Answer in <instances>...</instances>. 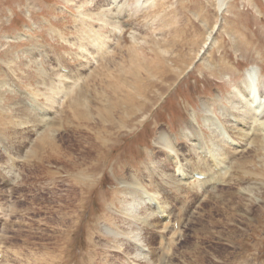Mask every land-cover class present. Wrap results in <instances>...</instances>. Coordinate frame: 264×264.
<instances>
[{
	"label": "rangeland",
	"instance_id": "obj_1",
	"mask_svg": "<svg viewBox=\"0 0 264 264\" xmlns=\"http://www.w3.org/2000/svg\"><path fill=\"white\" fill-rule=\"evenodd\" d=\"M108 1L0 0V119L8 115L10 121L7 128L0 123V264H264V176L251 163L230 167L255 152L264 156L251 142L260 127L253 123L244 142L234 139L226 121L237 113L229 100H240L233 93L243 88L249 67L257 70L254 101L264 102V0H226L221 13L215 0H153L155 5L138 10L137 0ZM101 7L122 32L98 26L101 15L90 14ZM97 32L107 34L113 54L98 53L91 40ZM79 44L87 59L79 57ZM102 64L110 75L95 84ZM39 66L44 75L53 66L71 76L65 85L79 77L87 92L107 95L97 104L87 94L96 105L80 118L77 131L67 130L78 120L69 115L56 138L67 153L61 161L38 156L40 124L20 123L19 105L32 100L30 92L53 89L44 86ZM34 101L46 102L42 95ZM126 103L133 115L117 108ZM112 106L119 124L105 133L99 111ZM46 108L52 115L54 109ZM220 129L224 135L217 136ZM161 131L169 149L154 144ZM99 137L105 146L92 141ZM182 156L191 158V168L206 171L205 180L210 173L215 178L209 175L203 186L188 179L176 185L170 177L181 174ZM197 158L206 164L197 166ZM129 180L161 199L165 206L158 213L179 222V229L167 223L163 228L157 212L155 230L138 219L143 205L134 201L139 193L123 186ZM258 181L261 196L254 203L244 188Z\"/></svg>",
	"mask_w": 264,
	"mask_h": 264
},
{
	"label": "bare ground",
	"instance_id": "obj_2",
	"mask_svg": "<svg viewBox=\"0 0 264 264\" xmlns=\"http://www.w3.org/2000/svg\"><path fill=\"white\" fill-rule=\"evenodd\" d=\"M216 1V9H217V12L218 13H221L224 9H225V4H226V0H215ZM109 2V1H108ZM115 3V0H110L109 4H113ZM133 3H136L134 6L137 10L138 8H140L141 6H146V7H149V6H153L155 5V1H149V0H146V1H141V0H137ZM157 3V1H156ZM120 4V3H119ZM104 5V4H103ZM118 5V4H115V6ZM81 6V5H79ZM133 7V6H132ZM130 7V8H132ZM138 7V8H137ZM80 8V7H79ZM135 9V10H136ZM144 9L141 8L139 9L140 12L141 10ZM134 10V11H135ZM136 10V11H137ZM147 10V9H146ZM99 11V10H98ZM106 11L108 12V9H106ZM105 11V8L101 7V10L100 12H98L97 14H93L92 13L90 14L92 17H99L101 15V17H99V20L101 21V24L98 25L100 28H102L103 26L107 27V26H110V31L113 32V31H116V32H122V27L121 25L118 23V20L116 21L113 20L110 16V19L106 18L107 17V12ZM112 13V12H111ZM142 13V12H141ZM84 14V13H83ZM139 14V13H138ZM82 15V14H81ZM89 15V14H88ZM91 16H87L90 20H93L94 18H92ZM90 20L88 19H82L81 18V21L80 23H82V25H89L92 29H93V26H91V24H89ZM95 31V30H94ZM83 32V31H82ZM96 33V32H95ZM86 34V30H84L82 36H84ZM94 34V33H93ZM211 35V34H210ZM208 36V35H207ZM95 38L93 39V35L91 37V40H92V43L94 42H97V50H98V53H103L101 55V57L105 58L107 56V54H113V50H107V42L109 40V37H107V34L103 33V35L99 32H97L96 36H94ZM208 39V38H207ZM67 40V39H65ZM80 40V39H79ZM99 40V41H98ZM68 41V40H67ZM66 41V42H67ZM94 41V42H93ZM143 41V40H142ZM81 42V40H80ZM154 42V41H153ZM207 42V41H206ZM140 43V42H139ZM209 44V43H208ZM204 45V43H203ZM207 45V43H206ZM205 46V45H204ZM203 46V47H204ZM79 47L82 48V51L79 53V57L80 58H85L87 59V57L89 56V52L84 48V45L83 44H79ZM137 47V45H136ZM136 50H139L136 49ZM164 50V49H163ZM165 51V50H164ZM133 52V51H132ZM133 56L136 58L135 56V53H133ZM76 59H79V57L75 56ZM110 58H112V55L110 56ZM113 60V59H112ZM137 59H135V63H136ZM97 62V60H96ZM132 63H133V59H132ZM61 66V65H60ZM40 70H39V73H41V77L43 79V83H44V86L46 87L45 84L47 83H51L53 85V89L52 87H49L48 88L50 90L47 89V93H42L43 91L42 90H37V91H34V92H30L31 93V98L32 100L30 102H27V103H24V105H19V109H21L22 111V115L19 117L21 118V122L20 123H26V122H33V123H36V124H40L41 125V128H42V131H41V135H39V138H38V143L36 144L37 148H41V150L43 151V153L41 152V154H39L38 156H42V159L44 158H47L48 160L50 158H55L56 160H62L63 156L67 153L63 152V148L64 146L60 143L58 144L57 143V139L60 135L58 133L59 130L65 128V121L67 124H69V118H70V114H74L75 115V118L78 119L77 121H75V125L74 127L72 125H70V127L72 129H67L68 131L71 130L72 132L74 131H77L79 129V125H80V118H83V117H86V116H89V114L91 113V107H94L96 104L95 103H100L102 99H104L106 101V98H107V95L105 92L103 91H95L93 92V89L89 92H87L86 90V84H84L86 82L83 83V84H78L79 83V77L75 78L76 81L72 80L71 84L70 85H65V82L63 81L65 78H71L70 77H67L65 74H63L61 71L59 70H56L55 67L51 66L50 67V74L48 75L47 73L44 75L43 73V68L41 69V67L39 66ZM63 68V67H62ZM164 67H162L161 69V73L165 72V70H163ZM49 70V69H48ZM47 71V70H46ZM38 72V71H37ZM110 70L107 69V67H103V64L100 66V72L98 74H100L99 78L95 79H92L93 83L95 82V84H100V83H104V78L105 76L107 75L109 77L110 75ZM257 70L254 68V67H249L248 69L245 70L244 72V75H243V78H242V86L243 88L241 90H239L238 88L235 89L234 93H233V96L239 98L240 100L238 101H234V98L232 96V100H229V102L231 103V106L232 108H235L237 113L236 115H234V118H230L228 116L227 118V122L230 121V125L228 126H231L230 128H232L234 130V139L236 138L237 139H242V141L244 140L247 141L250 139V135H249V129L251 128L252 124L253 123H257L259 125H257V127L259 128V134L257 136H254V138H252L251 142L254 143V145L252 146H256L257 148H262V150L264 149V102H261L260 100L259 101H254V97H257L255 96V93L257 92V87L254 83V76L256 73ZM43 74V75H42ZM254 75V76H253ZM40 77V76H39ZM257 78V77H256ZM6 79V78H5ZM40 79V80H42ZM74 79V78H73ZM56 80V81H55ZM82 80V79H81ZM256 80V79H255ZM8 81H5L4 83H7ZM39 82V81H38ZM4 83H1V85H3ZM88 83V81H87ZM8 86H11L12 84L10 83H7ZM6 85V84H5ZM49 85V84H48ZM79 85V86H78ZM15 87V86H13ZM46 90V88H45ZM100 90V89H99ZM261 90V89H260ZM39 91H42L41 93H37ZM49 91V92H48ZM24 92V91H23ZM87 92V93H86ZM92 92V93H91ZM84 93V94H83ZM89 93V96H91V100L92 102H95L92 104V102H89L90 99H86L87 97V94ZM95 95H94V94ZM99 93V94H98ZM253 93V94H251ZM8 94V93H7ZM25 94V93H24ZM60 94V95H58ZM39 95H42L44 96L46 102H44L43 105H46L44 109H47L46 107H49L51 109H54L52 115H48L47 112L45 113V110L42 108L43 105L41 104V102L39 104L42 105L39 106V104H36V102L34 100H37L38 101V96ZM261 95V94H260ZM5 97V96H4ZM260 97V96H259ZM263 97V95H262ZM27 98H29L27 96ZM29 98V99H31ZM66 99V100H65ZM257 99V98H256ZM25 100V99H24ZM130 98H127L126 102H129ZM258 100V99H257ZM33 101V102H32ZM264 101V100H263ZM25 102V101H24ZM66 103L65 107H59L62 103ZM54 104H57L58 107H55ZM18 107V106H17ZM116 107L112 106V107H107L101 111H99V115L101 117V120L106 123L107 125V128L103 129V132H108V130L110 131V129H112L116 124H119L118 121L115 120V116L113 118V111ZM118 109H126V113L129 114V115H133V109L132 107L126 103V106L120 104L118 107ZM20 111V112H21ZM116 112V110H115ZM3 113V112H2ZM55 113V114H54ZM47 114V116H46ZM210 114V113H209ZM3 116V115H2ZM62 116H64L67 120L64 119V117L62 118ZM213 116V115H212ZM233 116V115H232ZM210 117V115H209ZM123 119V117H121V119L119 118V121H121ZM9 120V116L6 115L5 118H1L0 119V123H4V127L7 128L8 127V124L10 123V121L8 122ZM71 120V119H70ZM233 121L234 123L232 124ZM124 122V121H123ZM18 123V122H17ZM213 123V122H212ZM226 123V122H225ZM32 124V123H31ZM35 124V126H36ZM228 124V123H227ZM19 125V124H18ZM255 125V126H256ZM118 126V125H117ZM116 126V127H117ZM218 126V125H217ZM224 126V125H223ZM226 126V125H225ZM254 126V127H255ZM39 127V126H38ZM115 127V128H116ZM256 127V128H257ZM75 129V130H74ZM230 129V130H232ZM255 130V129H254ZM256 129V131H258ZM218 131V130H217ZM253 131V130H251ZM263 133H262V132ZM165 132V131H164ZM159 132V134L157 135V137L155 138V142L154 144H157V145H160V147L162 146L164 149H169V147L171 146L170 144V141H167L166 139V133L167 132ZM7 133V132H6ZM69 134L71 132H68ZM252 133V132H250ZM228 134V133H227ZM68 135V134H67ZM217 136L219 135H224V132L220 129L218 134H216ZM215 135V136H216ZM216 136V137H217ZM233 136V135H232ZM105 138L104 137H99L97 138L96 140H92L96 143L100 142V146L104 145L106 143L107 140H104ZM169 139V138H168ZM104 140V141H103ZM233 140V139H232ZM241 141V140H240ZM241 141V142H242ZM219 142V141H218ZM236 143V144H240V145H246V144H242L238 141L233 142V144ZM247 143V142H246ZM91 144V142H90ZM93 144V143H92ZM224 144V143H223ZM251 144V143H250ZM35 145V144H34ZM240 145H236V148L237 147H240ZM105 146V145H104ZM107 148V147H105ZM255 149V148H253ZM104 150V149H103ZM106 150V149H105ZM109 150V149H108ZM172 150V149H171ZM240 150V149H239ZM236 150H233L232 153H236L235 152ZM39 152V151H38ZM45 153V154H44ZM105 153V152H104ZM211 153V152H210ZM222 153V152H221ZM230 153V152H229ZM44 154V155H42ZM237 154V153H236ZM233 155V154H231ZM256 152L253 154V159H239L237 160L234 164H230L231 168L235 167L236 169H244V166H246L248 163H251L253 166L256 167V175L257 176H264V156L262 157H258ZM264 155V153H263ZM210 156V155H209ZM212 156H215V154L212 152ZM44 157V158H43ZM174 157V156H173ZM205 157V156H204ZM226 158V156H223ZM38 158V157H36ZM200 158V157H199ZM197 158L196 159V163H197V166L199 164H203L205 165L206 164V159H199ZM40 160V158H38ZM68 159V158H66ZM190 159L191 158H187L185 156H182L181 157V164L179 165V168L181 166V174L177 175L178 178L174 177V176H171L170 178L173 180V182L176 184V185H187L188 183L190 182H195V184H204L206 182H209L211 181V179L209 178V175L212 176L211 178H215V174L214 173H210L206 180L205 179H201L199 180L198 178L195 179V174H206L205 172H199L197 171L196 169H194L193 167L191 168L190 166L191 165H188V163H190ZM51 160V159H50ZM65 160V158H64ZM42 161V160H41ZM69 161V160H68ZM232 160H230L231 162ZM67 162V161H65ZM222 162V161H221ZM63 163V162H62ZM74 164H76L74 161H73ZM81 163V162H80ZM209 163V162H208ZM65 164V163H64ZM72 164V163H70ZM176 164V163H175ZM214 164V163H212ZM250 164V165H251ZM79 165V164H77ZM83 165V163H82ZM81 165V166H82ZM215 165V164H214ZM234 165V166H233ZM2 166V165H1ZM73 166V164H72ZM74 167V166H73ZM90 167H93V166H90ZM247 167V166H246ZM245 167V168H246ZM211 168V167H210ZM12 169V168H11ZM75 169V168H74ZM207 169V168H206ZM248 170V168H246ZM92 170V168H91ZM223 169L220 170L219 173H223L222 172ZM225 170V169H224ZM251 170V169H250ZM88 171V170H87ZM93 172L95 171L92 170ZM209 171V170H208ZM212 171V170H211ZM226 171V170H225ZM249 171V170H248ZM136 172V171H135ZM217 172V171H216ZM247 172V171H246ZM175 174V173H174ZM226 174V172H225ZM251 174V172H250ZM79 175V174H78ZM83 175V174H82ZM253 175V173H252ZM74 176H77V175H74ZM176 176V175H175ZM80 177V176H79ZM84 177V176H83ZM85 178V177H84ZM83 178V179H84ZM68 179V178H67ZM78 179V178H77ZM86 179V178H85ZM188 179V180H187ZM259 179H264V177H261ZM79 180V179H78ZM81 180V179H80ZM171 180V181H172ZM187 180L186 182L188 183H182L181 181H185ZM77 181V180H76ZM130 181V180H129ZM122 181L123 182V186H126V188L129 189V192H137L139 193V195L137 196V198L134 199V201L139 202L141 205V208H143V211L144 213L142 212V214L144 215H141V216H137L138 219H141L144 221V223L146 225H149L150 227H155V224L157 221V218L155 216H153V213L155 212H159L161 211L162 212V209H163V206H165L163 204V202L161 201V199L159 200V198H157V196L155 194H152L150 192H148V190L143 186V184L139 183V182H134L133 180L132 181ZM81 182V181H80ZM79 182V183H80ZM257 184H261V181H258V183H255L254 185H251L249 187H245L244 189L248 192V195L249 197H251V202H254L256 203L257 201V197H260L261 195L259 194L260 193V186H257ZM249 185V184H248ZM203 186V185H202ZM206 188V187H205ZM168 189V188H167ZM243 193H247L246 191H244L242 189ZM130 192V193H131ZM129 193V194H130ZM254 195V196H253ZM256 195V196H255ZM135 197V196H134ZM257 198V199H256ZM249 199V198H248ZM250 201V200H249ZM138 203V205H139ZM137 205V206H138ZM129 207V206H128ZM136 212V211H135ZM163 216V215H162ZM168 215H166L167 217ZM133 217V216H132ZM155 222V223H154ZM179 223V222H178ZM180 225V223H179ZM163 228L165 227H168V225H166L164 223V225L162 226ZM173 229V224H172V227ZM156 228H154L155 230ZM173 230L171 232V235L169 237V239L173 237ZM2 236V235H1ZM169 236V235H168ZM168 239V238H167ZM173 241V240H171ZM160 243V242H159ZM168 243V242H167ZM171 244V242H169ZM1 244V243H0ZM143 244V243H142ZM174 244V243H173ZM172 244V245H173ZM133 245H135V255L136 256H139V253L140 252H143L142 249H141V245L139 243V241H135L133 243ZM168 247V246H167ZM173 247V246H172ZM163 250V249H162ZM168 250V249H167ZM139 252V253H138ZM151 253V252H150ZM163 253V252H162ZM3 255V254H2ZM5 255V254H4ZM166 257V256H165ZM139 262V261H138ZM132 264H138L136 262H132ZM158 264V263H157Z\"/></svg>",
	"mask_w": 264,
	"mask_h": 264
}]
</instances>
